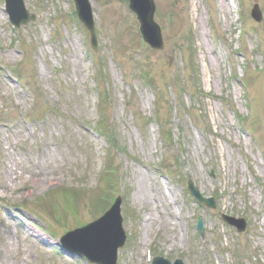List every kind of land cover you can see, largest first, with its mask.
I'll return each instance as SVG.
<instances>
[{
  "label": "rangeland",
  "instance_id": "1",
  "mask_svg": "<svg viewBox=\"0 0 264 264\" xmlns=\"http://www.w3.org/2000/svg\"><path fill=\"white\" fill-rule=\"evenodd\" d=\"M23 2L36 20L13 28L0 0V264H92L61 253L60 235L119 195L126 241L116 264H151L146 248L170 262L264 264V0H155L164 40L157 51L138 38L127 2L89 0L96 52L72 0ZM254 3L261 22L250 16ZM174 10L180 22L172 26ZM189 34L195 77L182 71ZM139 64L160 90L159 110ZM100 109L107 131L97 125ZM160 121L171 132L166 147ZM171 157L177 168L167 173ZM188 180L205 198L216 194L213 209L186 193ZM72 190L82 198L76 211ZM98 196L102 211L91 207ZM223 213L243 217L245 231L225 224Z\"/></svg>",
  "mask_w": 264,
  "mask_h": 264
},
{
  "label": "water",
  "instance_id": "2",
  "mask_svg": "<svg viewBox=\"0 0 264 264\" xmlns=\"http://www.w3.org/2000/svg\"><path fill=\"white\" fill-rule=\"evenodd\" d=\"M8 13L10 14L11 22L15 25L27 23V15L24 12L21 0H6ZM78 14L82 21L86 23L93 34L92 19L90 16V8L87 0H75ZM130 7L136 12L141 24V32L145 40L154 47H160V35L157 26L152 22L154 11L153 0H130ZM252 16L260 20L261 13L257 6L253 7ZM22 15V17H21ZM94 42V40H93ZM119 202L116 201L113 207L107 214L96 223L84 227L79 230L72 231L67 234L60 242L64 248L70 252H77L88 257L90 261L99 264H115L116 251L122 247L124 243V233L120 226ZM226 220L233 225H236L239 230L244 229V223L241 220H235L232 217ZM199 228L201 221H198ZM82 235L83 239L75 243L69 239L77 238ZM153 264H171L163 258H155ZM173 264H183L182 261L176 260Z\"/></svg>",
  "mask_w": 264,
  "mask_h": 264
},
{
  "label": "bare ground",
  "instance_id": "3",
  "mask_svg": "<svg viewBox=\"0 0 264 264\" xmlns=\"http://www.w3.org/2000/svg\"><path fill=\"white\" fill-rule=\"evenodd\" d=\"M158 198H159V199H158L159 202H161V203H162V202L167 203V201H168V198H167V196L165 195L164 191H161V190H160L159 193H158ZM112 207H113V206H112ZM112 207H111V208H112ZM111 208H110V210H111ZM110 210H109V211H110ZM109 211H108V212H109ZM106 214H107V212L105 213V215H106ZM105 215H104V216H105ZM104 216H103V217H104ZM103 217H102V218H103ZM100 219H101V218H100ZM100 219H99V220H100ZM99 220H98V221H99Z\"/></svg>",
  "mask_w": 264,
  "mask_h": 264
}]
</instances>
